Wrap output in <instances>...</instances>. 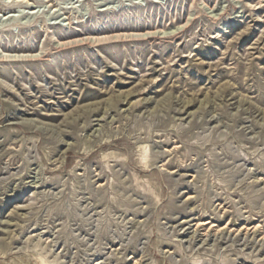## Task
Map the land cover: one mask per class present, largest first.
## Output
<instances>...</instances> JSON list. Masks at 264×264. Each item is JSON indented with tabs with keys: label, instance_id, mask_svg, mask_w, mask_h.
I'll return each instance as SVG.
<instances>
[{
	"label": "rangeland",
	"instance_id": "obj_1",
	"mask_svg": "<svg viewBox=\"0 0 264 264\" xmlns=\"http://www.w3.org/2000/svg\"><path fill=\"white\" fill-rule=\"evenodd\" d=\"M0 264H264V0H0Z\"/></svg>",
	"mask_w": 264,
	"mask_h": 264
},
{
	"label": "bare ground",
	"instance_id": "obj_2",
	"mask_svg": "<svg viewBox=\"0 0 264 264\" xmlns=\"http://www.w3.org/2000/svg\"><path fill=\"white\" fill-rule=\"evenodd\" d=\"M181 27V26H180ZM172 33V32H171ZM156 31H145V32H137V33H135V32H131V33H129V34H125V33H121V34H114V36H112V38H119V37H147V38H149V37H152L153 38V36L155 37L156 35ZM160 35V34H159ZM158 35V36H159ZM165 35H166V33H165ZM169 36V35H168ZM157 38V37H156ZM92 40V37L91 38H89V37H84V38H77V39H74V40H70V41H66V42H59V45H66V44H70V43H76V42H81V41H83V40ZM107 39V38H106ZM38 54H33V53H9V54H5V56L6 57H16V58H32V57H36ZM100 123V122H99Z\"/></svg>",
	"mask_w": 264,
	"mask_h": 264
}]
</instances>
